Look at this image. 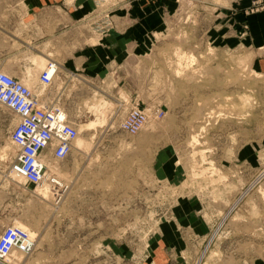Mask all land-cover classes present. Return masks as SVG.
Listing matches in <instances>:
<instances>
[{"label": "rangeland", "instance_id": "obj_1", "mask_svg": "<svg viewBox=\"0 0 264 264\" xmlns=\"http://www.w3.org/2000/svg\"><path fill=\"white\" fill-rule=\"evenodd\" d=\"M23 1L0 0L4 30L22 14ZM164 1L162 25L148 37L150 51L105 83L125 90L120 117L137 105L149 115L138 135L120 129L116 104L98 90L86 85L89 94L79 101L69 93L62 99L85 147L76 143L71 157L57 164L65 190L60 201L44 200L38 187L10 173L16 150L9 136L17 120L0 104V234L10 224L31 230L34 252L42 256L34 254L29 264H148L162 225L173 222L174 206L189 192L200 194L216 231L205 243L179 227L185 241L203 248H195L194 258L172 251L171 264H196L208 247L202 264H233L246 251L249 262L264 264V74L229 38L219 40L214 8L219 12L226 2ZM91 2L82 34L95 39L131 26L121 13L129 15L135 0ZM261 9L263 1L248 10ZM92 121V129L80 131Z\"/></svg>", "mask_w": 264, "mask_h": 264}, {"label": "crops", "instance_id": "obj_2", "mask_svg": "<svg viewBox=\"0 0 264 264\" xmlns=\"http://www.w3.org/2000/svg\"><path fill=\"white\" fill-rule=\"evenodd\" d=\"M221 1L226 4L218 5L219 12L214 8L219 22L216 26L219 40L224 43L227 41L225 37L229 38V46L246 53L248 59L250 56L253 67L264 74V9L255 13L248 10L253 2L264 0ZM22 5V14H15L11 29L6 26L7 30H4L0 26V32L4 31L5 35L3 39L0 34V43H5V50L0 48V66L4 67L5 73L28 85L34 83L32 88L41 92V72L48 61L54 59L59 64V74L53 86L44 92L42 99L59 101L65 107L62 104L65 95L69 93L73 101H79L89 94L87 88H93L109 103L116 104L113 116L125 113L119 112L123 110L121 97L125 90L122 91L118 83L109 89L105 83L113 72L119 71L129 60L143 58L150 51L149 34L162 25L159 18L161 0H135L129 15L121 13L125 23H132L129 28L111 30L95 39L92 34V38L88 37L91 36L89 32L82 34L79 31L80 23L92 9L91 0H24ZM57 81L63 86H59ZM86 85L87 88H84ZM245 159L249 161V157ZM231 213L229 210L227 219ZM173 214V222L166 221L162 225V237L153 245L148 264H171L172 251L194 258L195 248H203L201 242L194 245L185 241L179 227L190 230L199 241L208 243V240L213 239L216 230L210 210L206 208L200 194L184 193L174 206ZM207 251H204L196 264H202ZM34 254L26 258V264L32 263L30 259ZM35 256V259H40L42 255ZM233 264L254 263L249 262L246 251L245 255L237 256Z\"/></svg>", "mask_w": 264, "mask_h": 264}, {"label": "built area", "instance_id": "obj_3", "mask_svg": "<svg viewBox=\"0 0 264 264\" xmlns=\"http://www.w3.org/2000/svg\"><path fill=\"white\" fill-rule=\"evenodd\" d=\"M58 74L59 64L50 59L39 78L41 92H36L0 69V104L17 120L9 136L16 150L10 161L11 174L36 187L49 183L55 198L60 200L64 184L58 178L57 164L71 157L79 130L59 101L42 99ZM162 115L159 111L156 118ZM120 118V129L130 136L138 135L149 121L147 112L138 105ZM36 245V239L25 229L15 224L6 226L0 234V264H26ZM15 251L23 253L25 258L9 262Z\"/></svg>", "mask_w": 264, "mask_h": 264}, {"label": "bare ground", "instance_id": "obj_4", "mask_svg": "<svg viewBox=\"0 0 264 264\" xmlns=\"http://www.w3.org/2000/svg\"><path fill=\"white\" fill-rule=\"evenodd\" d=\"M96 125V121H92V122H88L85 126H84V129L82 128V129H80V131H82V130H90V129H92L94 126ZM76 149H79V150H81L83 147H85V143L83 142V140L81 139V138H78L77 139V141H76ZM88 148V147H87ZM10 169V168H9ZM11 173V172H10ZM13 176L15 177V175L13 174ZM17 178V177H16ZM19 179V178H18ZM21 179V178H20ZM22 182H26L27 183V181L26 180H24V179H22L21 180ZM60 184V183H59ZM62 187V186H61ZM64 188V187H63ZM63 191H65V190H63ZM38 194L42 197V198H44V200L45 199H48L50 196H53L54 197V195H53V192H52V189H51V187H50V185H48L46 182H45V184H43L42 186H39L38 187ZM65 193V192H64ZM247 194V192L246 193H244L243 195H242V197L235 203V205L233 204L232 206H231V211L232 210H234V208L239 204V201L243 198V197H245V195ZM37 195V194H36ZM62 196H64V194L62 195ZM51 198V197H50ZM62 198V197H61ZM60 198V199H61ZM56 201H60V200H56ZM58 203V202H57ZM229 215V214H228ZM227 215V216H228ZM222 221L220 222V226L221 225H223V223H224V220L223 219H221ZM26 227V226H25ZM26 230H27V232L29 233V235L32 233L31 232V230L30 229H28L27 227L25 228ZM30 231V232H29ZM33 234V233H32ZM209 245H210V243H209ZM208 245V246H209ZM209 248V247H208ZM207 248V249H208ZM206 249V250H207ZM23 258H25L24 257V254L23 253H21V252H18V251H15L14 253H13V255H12V257L10 258V261L9 262H13L14 260H21V259H23Z\"/></svg>", "mask_w": 264, "mask_h": 264}]
</instances>
